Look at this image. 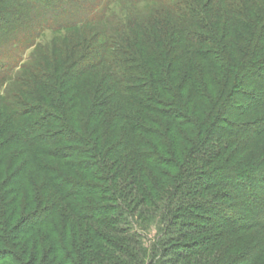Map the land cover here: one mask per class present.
Here are the masks:
<instances>
[{
    "label": "trees",
    "instance_id": "1",
    "mask_svg": "<svg viewBox=\"0 0 264 264\" xmlns=\"http://www.w3.org/2000/svg\"><path fill=\"white\" fill-rule=\"evenodd\" d=\"M260 263L264 0H0V264Z\"/></svg>",
    "mask_w": 264,
    "mask_h": 264
},
{
    "label": "rangeland",
    "instance_id": "2",
    "mask_svg": "<svg viewBox=\"0 0 264 264\" xmlns=\"http://www.w3.org/2000/svg\"><path fill=\"white\" fill-rule=\"evenodd\" d=\"M140 9H141V11L143 10V12H145L144 14L142 13L141 15H145V16H147L146 14H154V8H150V7H140ZM141 13V12H140ZM59 34H53V33H51V32H46V33H44L43 35H42V37H41V40L42 41H46V42H51V41H53V39L55 38V37H57ZM30 52V51H29ZM28 52V53H29ZM137 230V229H136ZM137 231H139L140 233H143L144 234V232H142L141 230H137ZM155 234H156V231H155V229L153 228L151 231H146V241H147V243H150V241H153L154 240V236H155ZM233 252L234 251H232V253L231 254H233ZM260 264H263V263H260Z\"/></svg>",
    "mask_w": 264,
    "mask_h": 264
}]
</instances>
